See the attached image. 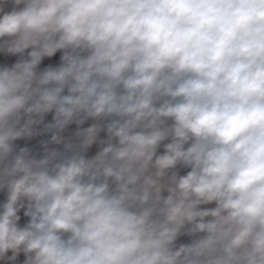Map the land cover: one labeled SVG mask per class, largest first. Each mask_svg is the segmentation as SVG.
I'll use <instances>...</instances> for the list:
<instances>
[{"label":"clouds","instance_id":"clouds-1","mask_svg":"<svg viewBox=\"0 0 264 264\" xmlns=\"http://www.w3.org/2000/svg\"><path fill=\"white\" fill-rule=\"evenodd\" d=\"M0 264H264V0H0Z\"/></svg>","mask_w":264,"mask_h":264}]
</instances>
